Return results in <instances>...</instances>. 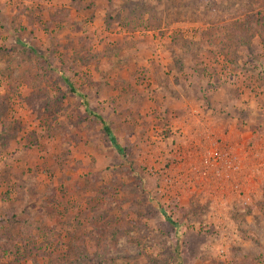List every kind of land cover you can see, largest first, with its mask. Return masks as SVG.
<instances>
[{
  "label": "rangeland",
  "instance_id": "374dc122",
  "mask_svg": "<svg viewBox=\"0 0 264 264\" xmlns=\"http://www.w3.org/2000/svg\"><path fill=\"white\" fill-rule=\"evenodd\" d=\"M0 264H264V0H0Z\"/></svg>",
  "mask_w": 264,
  "mask_h": 264
},
{
  "label": "trees",
  "instance_id": "16d2710c",
  "mask_svg": "<svg viewBox=\"0 0 264 264\" xmlns=\"http://www.w3.org/2000/svg\"><path fill=\"white\" fill-rule=\"evenodd\" d=\"M69 87H70V90L72 91V93H76V94H78L79 96L82 97V99H83V105H84L86 111H88L89 113H91V115H93L100 122L102 131L109 137V139H110V141L112 143H115V139H114V137L111 134L110 127L108 126V124H107L106 120L104 119V117H102L98 113H95L93 111H90L89 108H88V101L85 99V96L82 95V94L77 93L76 90L70 84H69ZM116 148L118 150H120V147L119 146H116ZM167 219L169 221H171L170 217H167ZM172 223L175 225L174 222H172Z\"/></svg>",
  "mask_w": 264,
  "mask_h": 264
}]
</instances>
